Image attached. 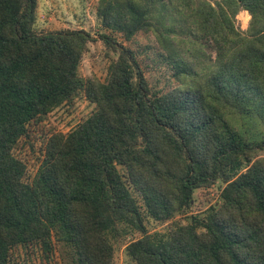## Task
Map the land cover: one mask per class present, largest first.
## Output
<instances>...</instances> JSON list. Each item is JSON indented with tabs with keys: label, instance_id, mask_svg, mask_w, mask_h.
I'll return each instance as SVG.
<instances>
[{
	"label": "trees",
	"instance_id": "trees-1",
	"mask_svg": "<svg viewBox=\"0 0 264 264\" xmlns=\"http://www.w3.org/2000/svg\"><path fill=\"white\" fill-rule=\"evenodd\" d=\"M35 8L0 0V264L17 247L48 256L56 244L66 264H114L128 231L141 233L125 247L135 264H264V0H99L110 30L101 37L118 53L104 81L78 73L90 34H38ZM239 10L250 15L242 33ZM179 19L193 40L176 34ZM151 30L178 88L152 91L135 52L111 35ZM198 39L213 41L215 56L197 64L185 43ZM81 91L94 110L48 139L29 176L16 154L29 125ZM216 182L219 205L147 230L146 217L170 220Z\"/></svg>",
	"mask_w": 264,
	"mask_h": 264
},
{
	"label": "rangeland",
	"instance_id": "rangeland-1",
	"mask_svg": "<svg viewBox=\"0 0 264 264\" xmlns=\"http://www.w3.org/2000/svg\"><path fill=\"white\" fill-rule=\"evenodd\" d=\"M205 1L211 6H216L221 0ZM98 6L99 0H36L34 28L38 34L60 30L87 31L90 39L78 67V73L84 78L104 81L108 75L109 64L117 59L118 53L101 37V34H109L110 30L103 25L98 15ZM184 10L186 11L185 8ZM249 20L250 15L246 10H239L232 18L234 28L241 33L247 29ZM173 23L177 26L176 34L180 36L182 33L186 42H189V38L193 40L192 35L187 31L188 27H185L181 19ZM165 26H168V22ZM157 31L165 32V28L161 27ZM111 35L117 42L135 52L136 59L152 91L165 92L178 88L180 81L175 78L167 59L163 56L168 50L161 46L156 32L139 31L130 40L123 39L122 35L116 32ZM185 46L195 54V56L189 55L187 59L197 64L205 61V56L201 55L203 53L212 55V58L215 56L213 41L206 44L204 40L198 39L196 44L185 43ZM201 68L197 66V71L201 72ZM93 110L94 104L89 102L81 91L70 102L53 109L42 120L29 125L28 134L23 138L16 152L26 163L29 176H33L37 170L48 139L55 133L69 132ZM232 124L239 127L238 116L233 117ZM259 156L264 157V149L259 151ZM221 185L216 182L209 187L196 189L193 192V201L189 210L176 213L170 220L154 221L146 217L144 224L147 230L166 233L176 225L188 223L191 215L203 214L210 206L219 205ZM140 236L141 233L138 231H128L119 236L117 241L115 240L114 264H135L127 255L125 247L130 241ZM11 264H66V262L62 260L60 246L56 244L54 252L48 256L34 245L17 247L12 250Z\"/></svg>",
	"mask_w": 264,
	"mask_h": 264
}]
</instances>
